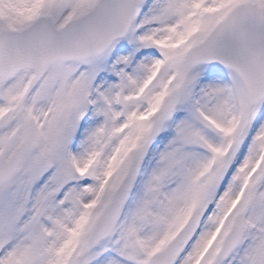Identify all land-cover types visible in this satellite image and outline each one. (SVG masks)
I'll list each match as a JSON object with an SVG mask.
<instances>
[{
    "label": "snow or ice",
    "instance_id": "obj_1",
    "mask_svg": "<svg viewBox=\"0 0 264 264\" xmlns=\"http://www.w3.org/2000/svg\"><path fill=\"white\" fill-rule=\"evenodd\" d=\"M0 264H264V0H0Z\"/></svg>",
    "mask_w": 264,
    "mask_h": 264
}]
</instances>
